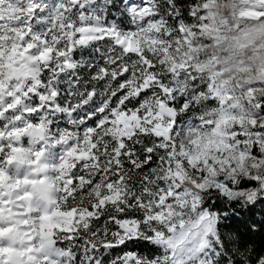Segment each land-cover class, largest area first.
<instances>
[{
  "label": "snow or ice",
  "instance_id": "6c2138e0",
  "mask_svg": "<svg viewBox=\"0 0 264 264\" xmlns=\"http://www.w3.org/2000/svg\"><path fill=\"white\" fill-rule=\"evenodd\" d=\"M0 264H264V0H0Z\"/></svg>",
  "mask_w": 264,
  "mask_h": 264
}]
</instances>
